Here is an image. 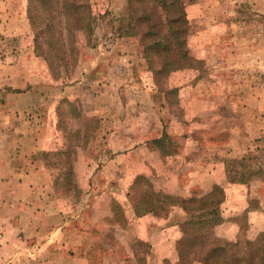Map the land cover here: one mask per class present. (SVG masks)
<instances>
[{"label": "rangeland", "instance_id": "374dc122", "mask_svg": "<svg viewBox=\"0 0 264 264\" xmlns=\"http://www.w3.org/2000/svg\"><path fill=\"white\" fill-rule=\"evenodd\" d=\"M183 1L194 66L162 86L139 39L124 36L127 0H91L94 33L79 37L75 67L57 79L36 56L31 28L22 32L23 18L0 34V73L16 87L20 76L26 82L18 93L7 87L11 109L0 118L12 131L46 139L40 159L58 179L56 198L89 244L83 252L91 264H147L155 247L174 251L161 234L184 214L176 206L136 215L129 194L137 176L180 201L198 197V181L205 186L213 171L228 183L230 174L264 172V0ZM165 88L177 92L167 97ZM70 103L79 116L70 115ZM69 169L70 186L62 174ZM257 179L249 181L247 209L262 213L222 206L228 228L217 226L211 239L242 243L264 232V180Z\"/></svg>", "mask_w": 264, "mask_h": 264}, {"label": "trees", "instance_id": "16d2710c", "mask_svg": "<svg viewBox=\"0 0 264 264\" xmlns=\"http://www.w3.org/2000/svg\"><path fill=\"white\" fill-rule=\"evenodd\" d=\"M126 11L128 21L124 36L139 39L157 86L165 85L172 73L193 68L190 21L183 0H127ZM27 17L34 34L35 54L47 63L54 78H59L70 66L75 67L79 37L85 36L89 41L94 33L91 0H27ZM163 91L167 97L177 92L170 88ZM172 104L170 101L169 106ZM69 106L71 116L80 115L75 104ZM155 143L165 146L160 139ZM62 174L70 186L71 169ZM230 178L242 183L253 178L264 180V172L230 174ZM55 186L59 187L58 179ZM129 198L136 215L160 216L176 206L186 213L179 224L182 237L177 243L178 264L198 261L203 264H264V232L255 240L242 243L210 238L212 230L225 222L220 207L226 196L221 186H214L213 191L203 197L179 201L157 193L149 179L139 175L130 186Z\"/></svg>", "mask_w": 264, "mask_h": 264}, {"label": "crops", "instance_id": "0c3cea01", "mask_svg": "<svg viewBox=\"0 0 264 264\" xmlns=\"http://www.w3.org/2000/svg\"><path fill=\"white\" fill-rule=\"evenodd\" d=\"M26 14L27 0H0V34L12 31L13 23L22 18V32L27 31V27L31 28L26 22ZM24 79L20 76L17 83L21 86L16 87L6 73H0L1 112L11 109L4 103L5 96L6 100L10 98L7 87L14 86V92L18 93L16 90L26 86ZM0 120V264H91L83 252L89 244L85 240L80 241V235L70 229L71 221L64 215V208L56 198L54 176L40 159L39 154L47 145L46 139L37 134L28 136L20 127L12 131L5 116ZM211 174L205 186L198 181V189L193 192L198 191V198L211 193L214 186H221L226 196L222 204L225 212L227 207H232L239 212L247 211L250 216L262 213L261 210L247 209L248 185L253 179L244 183H228L226 178H216L215 171ZM184 190L189 192L190 189L186 187ZM181 212L186 218V213ZM221 214L225 221L223 226L228 228L226 215L222 211ZM183 220L175 222L174 227L164 229L161 234L163 244L166 242L172 248L174 245V251L170 249L171 256L164 249L155 247L150 251L153 254H149L147 264H165L166 260L179 263L175 245L182 237L179 224ZM173 228L178 230L174 236L170 234ZM225 236L227 242H234L233 237ZM196 263L203 264L200 261L193 264Z\"/></svg>", "mask_w": 264, "mask_h": 264}]
</instances>
